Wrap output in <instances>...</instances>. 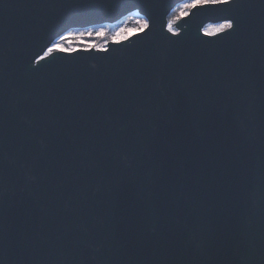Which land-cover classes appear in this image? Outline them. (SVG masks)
<instances>
[{"label":"water","instance_id":"95a60500","mask_svg":"<svg viewBox=\"0 0 264 264\" xmlns=\"http://www.w3.org/2000/svg\"><path fill=\"white\" fill-rule=\"evenodd\" d=\"M182 1L0 0V264H264V0Z\"/></svg>","mask_w":264,"mask_h":264},{"label":"snow or ice","instance_id":"6c2138e0","mask_svg":"<svg viewBox=\"0 0 264 264\" xmlns=\"http://www.w3.org/2000/svg\"><path fill=\"white\" fill-rule=\"evenodd\" d=\"M230 3H232V0H191V2L189 3H185L183 4L180 9H179V15L183 16L186 15L188 10L191 9H196V8H205V7H216L218 5H229ZM175 19H179V16H176L174 18H170L168 20V31L172 32L175 35L174 29H173V24H174V20ZM239 25V21L236 20L234 17L233 18H227L224 20L223 23L218 24L211 33L209 34H216V33H221L223 31H225L226 29H235L237 26ZM149 28V23L147 20L145 21H137V27L135 29V31L137 33H142L145 32L146 29ZM132 29H128V28H120L118 31H116L113 36L114 38L117 39V41H123V40H127L129 38V36L132 34ZM93 34L92 29H89L87 31V33L85 32H79V33H73V32H67L65 35H61L59 36L58 39H56L51 47H49L47 49V51H45L44 56H49L51 53H53L56 50H61L64 52H68L71 53L73 51H75V49H73L71 47V43H69V46L67 48H65L62 44L63 41L65 40H79L81 37L85 36V35H89L91 36ZM104 33V29L100 28L97 29L95 31V35L96 36H103ZM87 48H95L98 47L95 44H88L86 45ZM38 59H43V57H38Z\"/></svg>","mask_w":264,"mask_h":264},{"label":"rangeland","instance_id":"374dc122","mask_svg":"<svg viewBox=\"0 0 264 264\" xmlns=\"http://www.w3.org/2000/svg\"><path fill=\"white\" fill-rule=\"evenodd\" d=\"M191 2V0H184L183 2H181L177 7H175L174 9H172L169 14L167 15V25H168V20L170 18H174L176 16H180L179 15V9L180 7L185 4V3H189ZM176 20V19H175ZM174 20V21H175ZM137 21H145L144 18L137 16L136 14H132V15H127L123 18H121L120 20H118L117 22L114 23H102V24H97V25H92V26H88V27H72L67 29L63 34L61 35H65L67 32H73V33H79V32H85L87 33V31L89 29H92L93 34L91 36L89 35H85L83 37H81L79 40L73 39L71 41L69 40H65L62 42L63 46L65 48H67L69 46V43H71V47L75 48V47H86V45L88 44H95L98 47H102L105 45V43L108 40H113L116 39L114 38L113 34L118 31L120 28L124 27V28H128V29H132L134 32L136 27H137ZM223 22H217V23H207L202 27V30L205 32H212L213 29L218 25L221 24ZM174 26V24H173ZM103 28L104 29V33H107V37L104 34L103 36H96L95 35V31L97 29ZM174 29V27H173ZM60 35V36H61ZM59 36L57 38H55L52 43L58 39ZM52 43L50 44V46L47 47V49L49 47H51ZM46 49V51H47Z\"/></svg>","mask_w":264,"mask_h":264},{"label":"bare ground","instance_id":"6f19581e","mask_svg":"<svg viewBox=\"0 0 264 264\" xmlns=\"http://www.w3.org/2000/svg\"><path fill=\"white\" fill-rule=\"evenodd\" d=\"M183 1H184V0H183ZM183 1H182V2H183ZM177 6H178V5H176L175 7H177ZM175 7H174V8H175ZM174 8H173V9H174ZM133 15H134V14H133ZM126 16H127V15H126ZM137 16H139V15H137ZM124 17H125V16H124ZM140 17H142V16H140ZM142 18H144V17H142ZM144 19H145V18H144ZM145 20H146V19H145ZM115 22H117V21H115ZM217 22H224V20H222V21H217ZM217 22H206L205 24H207V23H217ZM113 23H114V22H113ZM205 24H204V25H205ZM96 25H97V24H96ZM204 25H203V26H204ZM91 26H92V25H91ZM173 27H174V26H173ZM167 28H168V25H167ZM174 30H176L175 27H174ZM62 34H63V33H62ZM45 51H46V49H45ZM45 51H44V53H45Z\"/></svg>","mask_w":264,"mask_h":264},{"label":"trees","instance_id":"16d2710c","mask_svg":"<svg viewBox=\"0 0 264 264\" xmlns=\"http://www.w3.org/2000/svg\"><path fill=\"white\" fill-rule=\"evenodd\" d=\"M105 35H106V37H107V35H108V34H107V33H105Z\"/></svg>","mask_w":264,"mask_h":264}]
</instances>
